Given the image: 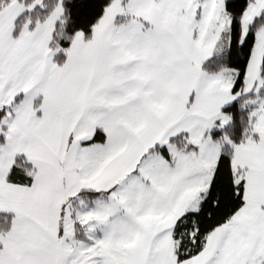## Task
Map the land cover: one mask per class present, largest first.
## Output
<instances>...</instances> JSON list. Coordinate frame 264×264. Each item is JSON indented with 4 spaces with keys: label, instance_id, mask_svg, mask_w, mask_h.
<instances>
[{
    "label": "snow or ice",
    "instance_id": "obj_1",
    "mask_svg": "<svg viewBox=\"0 0 264 264\" xmlns=\"http://www.w3.org/2000/svg\"><path fill=\"white\" fill-rule=\"evenodd\" d=\"M0 264H264V0H0Z\"/></svg>",
    "mask_w": 264,
    "mask_h": 264
}]
</instances>
